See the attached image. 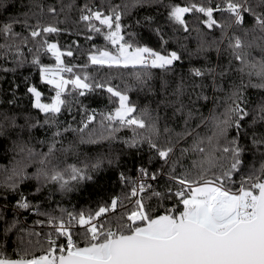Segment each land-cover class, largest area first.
<instances>
[{"label":"snow or ice","instance_id":"obj_1","mask_svg":"<svg viewBox=\"0 0 264 264\" xmlns=\"http://www.w3.org/2000/svg\"><path fill=\"white\" fill-rule=\"evenodd\" d=\"M3 0H0L2 3ZM147 0H131L124 5L127 11L130 7L143 4ZM6 10V9H5ZM202 13L206 19L202 22L209 28H220L222 38L228 39V48L233 59L239 62L238 71L241 74L239 83L231 82L224 99L223 111L215 108L207 117H202L195 128L188 125L192 113L188 112L185 118V130L176 133L175 138L170 134L171 129L164 128V138L159 129V116L152 118L150 110L146 106L137 113L136 105L130 101L127 90L121 91L110 85L89 82L87 75L82 79L72 72V67L66 66L62 60L63 55L72 56V51L62 53L56 43L44 40L38 45L40 49L46 48L55 59V65L42 63L39 55L33 56L30 63L38 68L39 78L42 83L51 86L54 95L50 103L41 102L42 93L32 84H27L26 92L31 94V106L45 115L43 125L55 128L51 138L47 141L48 150L37 152L29 142L14 140L21 153H25L27 161L35 160L38 163L36 171L29 176L26 171L25 160L17 161L3 178H0V188L7 199L8 193H17L19 186L28 179H35V192L39 194L42 188L50 183L55 184L61 193H68L85 182L94 180L92 172L98 171L107 162L108 165L119 164V155L113 156L111 152L97 155L91 162L82 166L68 165L61 168L57 162L56 153H68L73 151L78 144H97L104 140H115V133L122 127H132L133 136L123 140L126 148L141 149L147 144L150 156L149 163L154 158L161 162L160 167L149 174V169L140 165L137 167V181H131L130 193L125 199L133 201L130 210L115 223L104 222V217L109 209H115L118 203L117 197H112L110 204L101 205L95 212L79 213L68 212L60 209L61 215L56 216L51 212L39 211L38 205H33L23 193H18L13 207L19 210H31L37 215H43L46 221H36L37 224H47L49 231L46 234V247L41 249L40 255L29 257L27 251L23 255L17 250L16 258L8 255L6 247H0V264H264V131L258 128L264 127V101L258 103L251 111V119L248 102L245 98V88L248 84L253 88L264 89V55L260 59L251 56L249 49L257 47L264 54V0H224L223 6H203L193 3L189 6L170 5L168 19L183 26L188 31L184 19L185 13L192 11ZM54 11V9H49ZM214 11H222L230 14V22L225 24L213 17ZM124 13L120 6L110 8L107 13L89 9L87 15L82 14L80 19L88 21V27L97 33H101L105 40L111 41L116 48L115 53L104 51L100 56L90 55L88 59L92 64H108L109 66H132L135 70V81L142 89L149 87L148 81L152 79L149 69H160L163 73H169L175 67L174 62L181 56L176 51L167 55L140 43L125 41L121 35L126 27L121 22ZM245 14L251 17V27L244 29L243 37L239 35L228 36L227 30L233 26L243 28ZM24 19L9 17L0 23V37L10 43L0 45V51L4 57L12 53L11 69L3 71L15 72L16 67H23L26 62L23 58L22 47L28 45V38L17 33L13 25L22 24L29 36L36 40L44 34L56 33L58 28L48 25H29L28 13H24ZM151 22V17L146 18ZM99 21V24L107 29L95 27L91 22ZM139 23V21H137ZM157 35L163 36L161 29H155ZM251 33L252 39L248 36ZM129 35L135 37V33ZM88 36L87 39H91ZM118 45V47H116ZM220 51L217 41L206 42L203 38L197 46L196 53H203L211 47ZM31 52V48H29ZM72 73L70 78H64L61 73ZM194 77H211L213 90L223 91L216 83L217 70L213 67L204 69L194 68L190 70ZM221 77L226 75L220 72ZM248 76V84L244 82V76ZM257 77L258 82L253 83L251 77ZM27 81V77H25ZM72 89L66 91V86ZM167 82L161 81V88H165ZM207 85L194 84L193 88L203 89ZM19 86L12 82L10 86L11 98L6 99V104L11 106L17 103L16 89ZM103 88L113 97L119 100V106L114 110L101 112L98 127L90 125L96 121V111H86L81 107V120L79 127H73L69 122L66 128L61 129L57 120V114H61L64 107H71L65 96L76 90L79 96H85L86 90ZM127 87V86H126ZM181 81L177 84L175 94L179 96L184 91ZM198 97L207 100L202 92ZM79 103V101H77ZM183 105L177 111H181ZM9 110L0 113V136L10 135L15 132L21 137L25 130L29 133L40 124L39 121L31 123V118L25 116V123L18 125L16 115H9ZM86 117V118H85ZM74 119V117H73ZM42 126V125H41ZM201 127L206 131H198ZM19 129V131H17ZM136 129H143L137 132ZM234 130V135L230 132ZM79 133L78 141H70L64 144L62 137L66 132ZM87 131V135L85 132ZM188 138L191 143H188ZM181 140L187 147H181ZM44 144L46 141H39ZM60 144L57 148L56 145ZM180 149L179 157L176 149ZM191 153L195 159L191 161V168H184L182 158ZM252 155V164L246 163L248 154ZM259 157V166L256 159ZM180 165L184 170L179 174L176 166ZM247 169V170H246ZM240 176L239 187L234 188L236 176ZM164 184L155 188L148 180ZM120 181L124 183L126 177L120 173ZM150 194V199L158 201L157 211L144 203L142 193ZM51 195V194H50ZM175 200L176 203L165 204L164 201ZM65 214L67 220L64 219ZM18 221L14 217L11 221H5L3 235L8 237L17 227ZM77 225L79 226L77 228ZM76 229L83 238L81 246L73 235ZM37 237L40 233H34ZM39 242V241H37Z\"/></svg>","mask_w":264,"mask_h":264},{"label":"trees","instance_id":"obj_2","mask_svg":"<svg viewBox=\"0 0 264 264\" xmlns=\"http://www.w3.org/2000/svg\"><path fill=\"white\" fill-rule=\"evenodd\" d=\"M254 3L255 0H252ZM131 0H3L0 3V23L6 21L9 17H19L23 20L24 13H28L29 25L54 26L59 29L56 33H48L42 35L40 38L33 40L29 36L28 31L22 24L13 25L15 32L28 38V45L22 47L23 58L25 63L23 67H16L15 72L3 71L4 68L11 69L12 56L8 54L4 57L0 51V113L9 110V115H16V122L18 125L25 123V116L31 118V123L40 122L37 127L31 131V140L29 141V133L25 130L21 137H17L15 132L9 130L10 135L0 136V178H3L7 173L6 169H11L17 161L25 160L27 163L26 171L29 176L36 171L39 166L35 160L27 161L25 153H21L17 148L14 140L29 142L37 152H46L48 150L47 141L51 138V133L55 128H49L48 125H43L45 115L40 113L38 109L31 106V94L26 92L27 84H32L42 93L41 102L50 103L51 96L55 93L51 86L42 83L39 78L38 68H34L30 63L33 56L39 55L42 63L55 65L54 57L46 51V48L40 49L38 52V45L42 44L44 40L49 43H56L62 53L72 51V56L63 55L62 60L66 66L72 67V72L79 75L82 79L85 75L89 77V82L93 85L96 82L104 83L121 91L127 90L130 101L136 105L137 113L146 106L150 110L152 118L159 116V129L164 138V128L167 126L171 129V135L175 138L176 133H181L185 130V118L188 112L192 113V118L188 121L191 128H195L196 124L202 117H207L214 108L218 112L223 111L224 97L226 96L231 82L239 83L241 74L237 70L239 62L233 59L231 50L228 48V39H223L220 28L213 26L209 29L202 21L206 19L202 13L194 10L185 13L184 19L187 23L188 31H184L183 26L176 24L168 19V11L170 5L189 6L193 3L211 6L214 9L219 4L223 6L224 0H147L143 4H138L135 7H130L127 11L124 10L125 4H130ZM119 5L120 10L124 13L121 17V22L124 27L121 35L125 41L133 43H140L167 55L168 52L176 51L181 59L175 61V67L169 73H163L160 69H149L152 73V79L148 81L149 87L141 88L135 81V70L132 66L127 68L122 66H109L105 64H92L88 57L90 55H98L101 52L108 51L115 53L116 48L111 41L105 40L101 33L92 31L89 27L88 21L80 19L82 14L87 15L89 9L92 11H107ZM54 11H49V9ZM6 9V10H5ZM151 17V22L146 18ZM213 17L221 23L230 22V14L222 11H214ZM245 22L243 28L233 26L227 30V35H239L243 37L244 29L251 27V17L245 14ZM139 21V23H137ZM95 27L107 29L99 24V21L93 20L91 22ZM161 29L163 36V46L161 36L157 35L155 29ZM135 33V37L129 35ZM91 36V39H87ZM203 38L206 42L217 41L220 44V51L217 52L216 47H211L203 53H196L197 46L200 39ZM248 39H252L251 33ZM11 41H6L0 37V45ZM118 47V45L116 46ZM31 48V52H29ZM252 57L260 59L262 52L257 47L249 49ZM206 67H213L217 70L216 83L223 89L213 90L211 85V77L205 76L201 78L194 77L190 70L194 68L204 69ZM226 75L221 77L220 72H225ZM64 78H70L72 73H61ZM27 77V81L25 80ZM248 76H244L245 84H248ZM167 82L165 88H161V81ZM253 83H257V77L252 76ZM19 86L16 89L17 103L14 105H7L6 99L11 98L10 86L12 82ZM184 84L183 93L177 97L175 89L180 82ZM207 85L203 89L193 88L194 84ZM127 86V87H126ZM72 89L71 85L66 86V91ZM202 92L208 97L207 100L198 97L197 93ZM245 98L248 102L250 115L247 120L251 119V111L256 105L264 101V89L253 88L250 84L245 88ZM71 107V114H69L68 107H64L61 114H57V120L61 129L66 128L71 122L73 127H79L81 120V107L86 111H96V121L90 125L91 127H98L101 119L100 113L114 110L119 105L117 97L111 96L103 88H95L86 90L85 96H79L76 90H72L70 95L65 96ZM79 101V103H77ZM183 108L181 111L177 109ZM74 117V119H73ZM86 118V117H85ZM42 125V126H41ZM132 127H122L115 133L117 139L104 140L97 144H78L76 148L68 153L57 152V162L61 168L68 165L82 166L83 163L91 162L97 155L111 152L113 156L119 155V164L108 165L107 162L102 167L91 174L94 177L92 181H85L77 185L73 191L68 193H61L55 184H48L44 186L39 194L32 195L35 192V179L25 180L18 188L17 193H8L7 199L3 196V189L0 188V247H6L8 255L16 258L17 250L21 255L27 251L29 257L32 255H40L41 249L46 247V234L49 231L47 224H37L36 221H46L43 215H37L31 210L15 209L13 205L18 198V193L23 192L28 200L33 205H38L39 211L51 212L53 215H61L60 209H65L68 212L79 213L80 211L95 212L97 208L104 204H110L112 197H117L118 203L115 209H109V212L100 219L104 222L111 221L113 225L124 215V213L131 209L132 200L125 199V196L130 193L132 187L131 181L137 179V167L143 165L149 169V174L160 167L161 162L158 158H154L149 163L150 152L147 144L141 146V149L126 148L123 140L133 136ZM19 131V129H17ZM137 132H142L143 129H136ZM201 133L206 131L201 127L198 129ZM258 131H264V127L258 128ZM87 135V131L85 132ZM234 135V130L230 132ZM79 133L71 131L63 134L62 140L64 144L70 141L77 142ZM45 140L44 144L39 141ZM188 143L191 139L188 138ZM181 147H187L183 140L180 142ZM57 148L60 144L56 145ZM180 149H176V157H179ZM195 159L191 153L182 158L181 163L184 168H191V161ZM247 164H252L251 153L247 156ZM256 166H259V157L256 159ZM180 165L176 166V172L179 174L184 170ZM247 170V169H246ZM123 172L126 181H120V173ZM236 184L234 188L239 187L240 176H236ZM164 180L156 181L148 180V183L153 187L159 188L164 184ZM51 194V195H50ZM144 196V203L152 209L162 211L158 208V201L150 199V194L142 193ZM165 204L176 203L175 200L164 201ZM18 221L17 227L9 233L5 238L3 229L5 221H11L13 218ZM104 218V219H103ZM64 219L67 220L65 214ZM79 226L77 225V228ZM34 233H40L37 237ZM74 239L83 246V238L78 234L76 229L73 230ZM39 241V242H37Z\"/></svg>","mask_w":264,"mask_h":264},{"label":"rangeland","instance_id":"obj_3","mask_svg":"<svg viewBox=\"0 0 264 264\" xmlns=\"http://www.w3.org/2000/svg\"><path fill=\"white\" fill-rule=\"evenodd\" d=\"M97 57H99L100 56V54H98V55H96ZM105 65H108V64H105ZM113 66H115V65H113ZM119 106V105H118Z\"/></svg>","mask_w":264,"mask_h":264},{"label":"built area","instance_id":"obj_4","mask_svg":"<svg viewBox=\"0 0 264 264\" xmlns=\"http://www.w3.org/2000/svg\"><path fill=\"white\" fill-rule=\"evenodd\" d=\"M135 181H137V183H138V180L136 179ZM133 202V201H132ZM104 219V218H103Z\"/></svg>","mask_w":264,"mask_h":264}]
</instances>
